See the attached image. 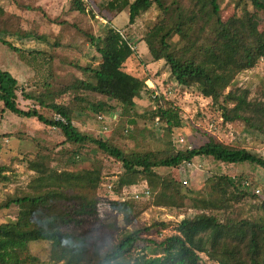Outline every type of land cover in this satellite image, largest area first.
<instances>
[{
	"label": "rangeland",
	"instance_id": "1",
	"mask_svg": "<svg viewBox=\"0 0 264 264\" xmlns=\"http://www.w3.org/2000/svg\"><path fill=\"white\" fill-rule=\"evenodd\" d=\"M84 1L88 9H93L96 17L90 13L82 15L72 9L73 0H0L7 11L9 24L6 31H0V38L10 41L21 50L16 51L0 41V66L17 77L21 88H25L27 92L44 93L48 100L70 104L75 111L74 123L80 131L101 137L113 135L115 142L129 152L162 151L168 146L169 140H173L176 148L183 149L215 139L232 146L246 147L262 156L264 116L262 117L261 112L250 116L246 113L248 120L225 121L219 105H215L211 98L205 97L194 87L177 84L163 59L151 60L143 39L149 27L158 20L159 9L156 6L130 23L129 8H120L121 0ZM179 1L185 6L195 2ZM218 2L223 19L233 16L240 18L245 11H249L255 14L259 28H264V11L257 9L252 0ZM110 23L134 44L135 51L125 63L126 70L148 77L147 83L154 91L165 94L180 108L182 126L175 128L171 135L156 122L140 116H136V122L129 123L124 121L127 115H123L120 120L117 113L101 114L92 103L103 100L102 95L73 90V87L79 85V79L86 77L77 64L97 67L101 60L81 29L103 37L106 27L111 26ZM208 27L211 28L210 25ZM209 28L207 32L210 31ZM19 29L30 31L34 36L23 37L17 33ZM207 32L204 39L208 37ZM37 50H41L42 54L34 58ZM45 55L51 59L46 60ZM44 83L50 84L51 89L48 90ZM67 87L70 89L64 91ZM230 90L247 95L248 101L258 104L257 110L259 106L264 109V57L256 66L237 73L227 92ZM49 91L51 95L47 94ZM80 95L85 96L88 101L76 99ZM135 100L138 114L149 112L155 106L149 91ZM231 105L229 103V107ZM1 106L0 104V165L7 168L1 171L0 205L11 197L49 194L54 190L88 194L89 197L99 199L96 210L98 221L91 223L89 216L86 220L80 217L86 235L82 234V227L75 228L72 224L65 230L72 234L73 241L68 252H65L64 244L41 238L25 241L22 247H8V257L13 260L21 259L22 264H89L91 253L86 245L87 236L112 244L124 231L151 225L149 233L143 236L162 240L175 233L174 228L179 220L201 210L216 211L221 218L229 215L238 219H254L264 215V169L260 166L249 162L224 164L210 157H197L191 167L184 162L170 169H157L162 176L170 174L176 181L186 205L181 202V207L176 206L171 199L156 192L141 199L123 200L121 194L114 189L118 173H123L119 161L98 152L80 159L76 166L66 165L68 154L65 149L71 146L59 129L47 126L34 117L20 116L9 110L2 112ZM20 106L24 109L39 107L33 101L25 100L21 93ZM40 110L47 116L53 115V111L48 108ZM31 159L43 161L48 166L47 172L40 173L32 169ZM94 168L101 170V179L85 186L80 180L68 175ZM65 172L69 173L65 175ZM223 175L230 176L235 181L239 179L236 182L238 189L225 181L220 183L219 177ZM184 180H187L186 184ZM138 184L137 188L141 189L148 182L142 180ZM244 191L249 194L242 195ZM49 196L51 201H56L53 195ZM126 201L130 208L123 204ZM22 209L16 204L2 208L0 224L15 221ZM88 230H93L91 235H88ZM138 246L143 248V243ZM84 248H87L85 256L82 255ZM144 252L153 253L151 249ZM200 256L201 263L206 264L209 258L207 254L200 253Z\"/></svg>",
	"mask_w": 264,
	"mask_h": 264
},
{
	"label": "trees",
	"instance_id": "2",
	"mask_svg": "<svg viewBox=\"0 0 264 264\" xmlns=\"http://www.w3.org/2000/svg\"><path fill=\"white\" fill-rule=\"evenodd\" d=\"M252 3L257 9L264 11L263 0H252ZM126 6L129 8L130 23L153 6L159 9L158 20L149 27L143 40L147 44L151 60L163 59L177 84L194 87L205 97L211 98L215 105H219L225 121L248 120L247 115L252 113L261 112L262 117L264 116V109L259 106L257 110L258 104L248 101L244 93L238 94L234 90L227 92L237 73L256 66L264 57V28H259L254 13L245 11L240 18L233 16L223 19L218 0H195L189 6L183 5L179 0H121L120 8ZM72 9L82 15L90 13L96 17L84 0H73ZM7 17V11L0 4V31L9 28ZM81 32L90 40L101 60L97 67L77 64L86 77L80 78L79 85L73 87V90L102 95L103 100L92 103L101 114L117 113L120 120L123 115H127L124 121L129 123L136 122V118L140 116L156 122L169 135L175 128L182 126L180 108L165 94L155 93L148 86V77L126 70L125 63L135 48L120 29L108 26L103 37L83 28ZM206 32L208 37L204 39ZM17 33L23 37L34 36L30 31L21 29ZM0 41L21 51L4 38H0ZM36 52L34 58L42 54L41 50ZM45 57L46 60L51 59L47 55ZM43 85L48 90L52 87L48 83ZM69 89L67 87L64 91ZM146 91L151 93L155 106L149 112L138 114L135 99ZM20 93L25 100H31L39 107L22 108ZM47 94L51 95L50 91ZM76 99L85 101L86 97L80 95ZM229 103L232 104L231 107ZM0 104L2 112L9 110L20 116L34 117L47 126L59 129L71 146L65 149L68 154L66 165L76 166L80 159L98 152L119 161L123 173H118L114 186L119 194L146 180L152 193H159L181 207V202L183 205L186 202L184 203L180 187L170 174H159L158 168L170 169L184 162H193L197 157H210L224 164L249 162L264 169V156L257 155L246 147L232 146L215 139L183 149L176 148L173 140H169L168 146L162 151H126L115 142L113 135L101 137L80 131L74 123L75 111L70 104L48 100L44 93L27 92L25 88H21L16 76L1 66ZM40 108L50 109L53 115H45ZM30 167L40 173H46L48 168L39 159H31ZM6 168L5 165H0V178L1 171ZM67 173L69 172L64 174ZM68 175L80 180L85 186L93 181L99 182L101 170L94 168ZM238 180L227 175L219 177L220 183L225 181L237 189ZM246 193L249 194L245 191L241 194ZM49 194L56 201H51ZM49 194L11 197L0 205V210L12 204L23 208L15 221L0 224V264H22L21 259L13 260L8 257V247H22L25 241L32 238L64 244V250L68 252L73 241L72 234L65 230L72 224L75 228L82 227V234L86 235L80 217L86 220L89 216L91 223L98 221V198L65 190H54ZM238 199L237 197L236 200ZM123 204L130 208L127 201ZM150 229L151 225L124 231L112 244L87 236L86 245L91 253L89 264H201L200 253L207 254L210 260L219 264H264V215L254 219H238L229 215L221 218L216 211L201 210L179 220L174 228L175 233L162 240L144 237ZM92 232L93 230H88V235ZM139 243H143V248H139ZM87 248L82 250L83 256ZM148 249L153 253L144 252Z\"/></svg>",
	"mask_w": 264,
	"mask_h": 264
},
{
	"label": "built area",
	"instance_id": "3",
	"mask_svg": "<svg viewBox=\"0 0 264 264\" xmlns=\"http://www.w3.org/2000/svg\"><path fill=\"white\" fill-rule=\"evenodd\" d=\"M155 93H158V91H155ZM262 150H264V148ZM262 156H264V152H263ZM192 163L193 162H185V164L188 167H191ZM194 166H196V165L194 164ZM183 182L186 184L187 180H184ZM137 187L138 186H133V187H131L129 189H124L123 192L121 193V198L123 200L131 199V198H133V199H141V198H144V197H149V195L151 194V191H150L149 187L147 186V184L144 185L141 189H138ZM256 191L258 192L259 189H256ZM201 264H204V263H201ZM206 264H219V263L215 262V261H212V260H210L208 258Z\"/></svg>",
	"mask_w": 264,
	"mask_h": 264
}]
</instances>
